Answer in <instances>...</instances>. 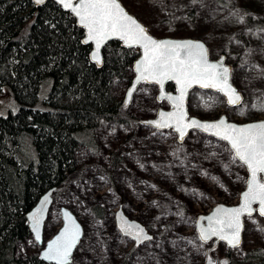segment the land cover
I'll list each match as a JSON object with an SVG mask.
<instances>
[{"label":"rangeland","instance_id":"374dc122","mask_svg":"<svg viewBox=\"0 0 264 264\" xmlns=\"http://www.w3.org/2000/svg\"><path fill=\"white\" fill-rule=\"evenodd\" d=\"M121 1L151 27L152 34L154 28L161 27L166 36L202 39L212 59L225 55L227 63L233 65L232 80L244 95L243 103L229 107L219 93L196 89L189 98L192 116L214 120L226 114L240 123L264 119V111L251 107L264 100V30L246 29V42L238 37L246 27L241 11L253 19L264 17V0H227L232 4L229 8L215 0ZM126 83L116 85L123 99L129 87ZM157 92L151 84L138 88L127 106V111L139 119L133 124L101 123L91 146L78 151L79 176L54 195L43 244L30 233L18 242L19 255L39 253L63 225L61 208L67 207L84 226L71 264H205L204 253L213 242L198 239L197 218L219 203L238 204L248 172L238 160L231 161L233 153L226 150L229 147L223 141L194 131L180 142L172 129L163 131L141 124L140 119L156 116L160 107L169 108L166 101H158ZM17 109L13 95L0 97V114ZM115 154L121 160L113 167ZM119 206L131 219L146 225L153 239L136 246L124 236L116 224ZM261 228L264 217H246L242 245L230 249L221 243L213 251L214 257L229 256L238 261L250 249L264 250Z\"/></svg>","mask_w":264,"mask_h":264},{"label":"trees","instance_id":"16d2710c","mask_svg":"<svg viewBox=\"0 0 264 264\" xmlns=\"http://www.w3.org/2000/svg\"><path fill=\"white\" fill-rule=\"evenodd\" d=\"M241 14L246 27L238 37L246 42L244 31L264 30V17ZM154 31L167 35L161 27ZM84 35L75 17L53 1L36 6L32 0H0V97L11 94L18 103L16 111L0 114V264H53L39 253H17L18 242L31 235L27 213L47 189L60 191L79 176L78 151L91 146L103 121L139 120L116 86L130 85L139 49L110 42L98 67ZM120 160L115 154L113 167ZM231 264H264V250L250 249Z\"/></svg>","mask_w":264,"mask_h":264},{"label":"snow or ice","instance_id":"6c2138e0","mask_svg":"<svg viewBox=\"0 0 264 264\" xmlns=\"http://www.w3.org/2000/svg\"><path fill=\"white\" fill-rule=\"evenodd\" d=\"M34 2L40 5L44 3V0H34ZM58 2L64 8L70 9L79 18V23L87 29L85 43L95 42L96 52L92 55L94 61L99 62L101 45L113 37L124 41L130 48L139 47L143 50V58L135 66V71L138 73L135 83L158 85L161 92L159 99H167L173 108L171 112L161 111L158 120L148 123L157 129H173L179 134L181 141L189 129L210 132L228 142L230 147L226 150L233 153L231 156L233 163L238 160L242 166L247 167L250 179L247 181V190L241 194V204L232 208L218 206L212 215L200 217L197 221L200 241L207 242L217 237L219 240L226 241L232 248L239 247L241 217L244 214L252 216L254 203L259 204V214L264 216V178L260 175L264 174V122L243 126L230 124L225 118H221L218 122H200L189 119L184 108L187 91L193 84H198L202 88H214L223 93L230 106L241 105L242 97L230 83V69L224 66L223 60L210 63L207 49L201 42L155 39L126 11L119 0H75V3L73 0H58ZM192 2L196 3V0ZM165 81H174L179 86L178 96L164 94ZM133 91L135 88L129 90V99ZM251 107L264 111V100L252 104ZM246 108L247 106L241 108V114ZM224 167L228 170L227 165ZM48 199L46 196L41 207L31 216L36 241H41L40 224L44 211L43 205L48 202ZM180 215L183 217L182 212ZM64 216L67 221L66 226L55 239L48 243L47 250L43 253L45 260L54 261L55 264H71L73 250L82 235L80 226L71 215L66 212ZM203 220L208 221L207 227H204ZM120 229L124 235L139 242L152 239L142 227L130 224L123 217H121ZM259 230L264 231V228ZM189 243L193 241L189 240ZM204 254L207 256V252ZM208 264H213L210 258ZM221 264H227V261Z\"/></svg>","mask_w":264,"mask_h":264},{"label":"water","instance_id":"95a60500","mask_svg":"<svg viewBox=\"0 0 264 264\" xmlns=\"http://www.w3.org/2000/svg\"><path fill=\"white\" fill-rule=\"evenodd\" d=\"M49 1H53V2L57 3L58 5L61 6V8H62L63 10H65V11H67V12H70V13L75 17L76 22H77V25H78L80 28H82V29L84 30V34H85V35H84V39H83V41H84V43H85V41L87 40V29L84 28V27L79 23V18H78V17H77V16H76V15H75L70 9H66V8H64V7L58 2V0H44V3H43V4H40V5H37V4L34 2V0H32V2L34 3V5H36V6H42V5L46 4V3H48ZM73 3H75V0H73ZM119 3H120V4L126 9V11H127L130 15H132V16H133V17H134V18H135V19H136L141 25H143V26L147 29L149 35H151L152 37H154V38L157 39V40H192V41H198V42L203 43L204 46H205V48L207 49L208 60H209L210 63H218V62H220L221 60H223V64H224V66L230 69V83H231V85L237 90V92L241 95L242 100H244V95H243V93L238 89V87L234 84V82H233V80H232L233 65L227 63V58H226L225 55H221L218 59H212L211 56H210V51H209L208 45H207V43H206L204 40H202V39H197V38H193V37H170V36H166V37H157V36L153 35V34L149 31V29L147 28V26H146L142 21H140V20L138 19V17H136L134 14H132V13L126 8V6L122 3L121 0H119ZM113 41L120 42L121 45H122L123 47H125V48H130V47H128V46L125 44L124 41H122V40H120V39H118V38H116V37H113L112 39H109V40L105 41V42L101 45V48H100V50H99V58H100V59H99V62L94 61V60L92 59V55H93V53L96 52L95 42L89 41L88 43H85V44H87V45H91L92 49H91V53H90V58H91V61H92L93 63H95L98 67H101V66L103 65V61H104V58H103V51H104L105 47H106L110 42H113ZM131 48H132V47H131ZM136 48L139 49V51H140V56L137 58V60H136V61L134 62V64H133V67H132V70H133V79H132V81H131L129 87H128L127 90H126V94H125V98H124V103H125L126 106H128V105L131 103L134 94L136 93V91L138 90V88H139L141 85H143V84H151V85H155V86L157 87V91H158V92H157V99H158V101H159V102H164V101H166L167 104L169 105V108L166 109V108L160 107V108L158 109V111H157L156 116L151 117V118H146V119H140V123H141V124H144V125H146V126H148V127H151L152 129H157L156 127H154L152 124H150V123H148V122L158 120V119H159V113H160L161 111H163V112H171V111H173V108H172V106H171V103H170L167 99H159V97H160V95H161V92H160V88H159L158 85H156V84H154V83H145V82H141V83H139V84H136V83H135L136 78H137V76H138V73L135 71V66H136L137 62L140 61V60L143 58V50H142L141 48H139V47H136ZM169 84H173V85H174V90H169V89H168V85H169ZM133 88H135V91H133L132 96H131V98L129 99V98H128V92H129V90H131V89H133ZM178 88H179V86H178L174 81H165V83H164V88H163V92H164L165 95L178 96V95H179ZM196 89L204 90V91H212V92L219 93L222 97H224V99L226 100V103H227V98L223 95V93L218 92L216 89H214V88H202V87H200L198 84H193L192 87H190V88L188 89V91H187V95H186V97H185V101H184V108H185V111L187 112V115H188L189 119H196V120H198V121H200V122H207V123H210V122H218L221 118H225V119L227 120L228 123H230V124H235V125H238V126H243V125L252 124V123H258V122H264V119H260V120H255V121H249V122H242V123H240V122H236V121H232V120H230L229 117H228L226 114H222L219 118L214 119V120L203 119V118H200V117H198V116H192V115L190 114V111H189V98H190V95H191L192 91H194V90H196ZM227 104H228V103H227ZM228 106H229V107H238V106H240V105H237V106H230V105L228 104ZM157 130L167 131V130H170V128L157 129ZM172 130H173V129H172ZM173 131H174V130H173ZM194 131H198V132H200V133H202V134H204V135H207V136H209V137H212V138H215V139H217V140L223 141L224 143L227 144L228 147H230L227 141H224V140L220 139L219 137H217V136L211 134L210 132L206 133V132H204V131H202V130H200V129H189V130L187 131V134L185 135V137H184V139H183L182 141L179 139V134L177 133V135H178V140H179L180 142H183V141H184V140H185V139H186V138H187L192 132H194ZM174 132H175V131H174ZM175 133H176V132H175ZM239 162H240V161H239ZM245 168H246V170H247V172H248V180H249V179H250V172H249V170L247 169L246 166H245ZM260 175H261L262 178H264V174H260ZM246 190H247V186H246V188L242 191V193H243L244 191H246ZM56 192H57V187H56V186H53V187L47 189V190H46V191H45V192L39 197V199H38V201L36 202V204H35V205L30 209V211L27 213V220H28L29 231H30V233L32 234V236H33L34 239H35V232H34L33 229H32V223H33L32 219H31L32 213H34L38 208L41 207L42 202L44 201V198H45L46 196L49 198V199H48V202H47L46 204L43 205V206H44V211H43V214H42V219H41V224H40L41 241H37L40 245H42L43 242H44L45 226H46V222H47V220H48V218H49V216H50L51 209H52L53 204H54V201H55L54 195H55ZM242 193H241V194H242ZM241 202H242V199H241V195H240V202H239L238 204H235V205H227V204H225V203H219L218 205H216V206L212 209L211 212L206 213V214H200V215L198 216V218H197V221H199V218H200V217H207V216L212 215V214L214 213L215 209H216L218 206L223 205V206L228 207V208L238 207V206L241 204ZM252 207H253V213H252V216H254V215H256V214L260 215V214H259V210H258V209H259V204H258V203H254ZM66 212L69 213V214L71 215V217L75 220V222L80 226V229H81V232H82V235H81V237H80V240H79V242H78L76 248L73 250V253H72V256H71V263H72V261H73V255H74V253L76 252L77 247H78L79 244L81 243V240H82V238H83V236H84V226L82 225V223L80 222V220L78 219V217H77V216H76V215H75V214H74L69 208H67V207H62V208H61V213H62V222H63V225L60 227V229L58 230V232H57L55 235H53L51 238H49L48 240H46L45 246H44V247L42 248V250L39 252V258H40L41 260L45 261V262L55 264L54 261H48V260H45V259L43 258V253H44V251L47 250V245H48V243H50L53 239H55V237H56V236H57V235L63 230V228L66 226L67 221H66L65 216H64V213H66ZM260 216H261V215H260ZM121 217H123V219L126 220L127 222H129L130 224H137V225H139L140 227H142V228L145 230L146 234H147L148 236L152 237V239H153V234H152L151 231L147 228L146 225H144L143 223H141L140 221H138V220H136V219H131V218L125 213L123 207H122V206H119L118 209H117V211H116V213H115V218H116V224H117V227L119 228V230H120V232H121L122 234H123V232H122L121 229H120ZM246 217H249V216H248L247 214H244V215L241 217V221H242V229H241V232H240V244H239V247L242 245V243H243V239H244V233H245V219H246ZM262 217H264V216H262ZM202 223H203L204 227H207V224H208V221H207V220H203ZM196 229H197V233H198V236H199V225H198V223L196 224ZM123 235H124V234H123ZM124 236H127V235H124ZM127 237L131 238L130 236H127ZM131 239L135 242L136 246H139V245L143 244L144 242L149 241V240H144L143 242H139V241H137V240H134L133 238H131ZM152 239H150V240H152ZM209 242H213V243H212V245H211V246L207 249V251H206V252H207V256H206V259H205V264H208V260H209V258L213 261V264H221V262H223V261H227V264H231L232 260H231V258H230L229 256H224V257H221V258H216V257H214V255H213V251H214V250L219 246V244H221V243L226 244L230 249H235V248L230 247V246L227 244L226 241L219 240L217 237H213V238L210 239L209 241H207V242H203V243H209ZM236 248H238V247H236Z\"/></svg>","mask_w":264,"mask_h":264}]
</instances>
